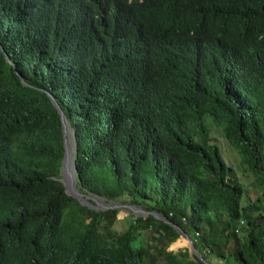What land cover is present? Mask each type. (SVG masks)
Segmentation results:
<instances>
[{"label": "trees", "instance_id": "obj_1", "mask_svg": "<svg viewBox=\"0 0 264 264\" xmlns=\"http://www.w3.org/2000/svg\"><path fill=\"white\" fill-rule=\"evenodd\" d=\"M0 45V264H264V0H0ZM47 91L79 189L168 222L66 193Z\"/></svg>", "mask_w": 264, "mask_h": 264}, {"label": "rangeland", "instance_id": "obj_2", "mask_svg": "<svg viewBox=\"0 0 264 264\" xmlns=\"http://www.w3.org/2000/svg\"><path fill=\"white\" fill-rule=\"evenodd\" d=\"M211 118L207 117L206 121ZM208 124H209V129H210V135L212 137L213 142L217 143L218 146L221 149V154L225 160V162L232 166L233 169L235 170V172H237L240 175V179L245 183L248 184V193H246V196L244 198V200H242L243 204H246L248 201H253L254 199L257 198L258 195H263V187L259 184H256L253 188H250V185H252L250 182L253 181L254 177L250 174V172L248 171H244V169L242 168V164H241V159L240 156L238 155V153H236L235 149H233L230 144L227 142V140L225 139L222 130L219 126L215 125V123L213 121H209L208 120ZM72 150H70L69 153V158H68V164H67V170H68V180H70L69 177V172H70V160L72 159ZM74 181V179H72ZM254 184V183H253ZM245 186V185H244ZM96 201L99 203V205H110V206H114L113 208H117L118 214H117V218L118 220L116 221V223L114 224V228L116 232H121L126 230L129 227V223L132 220V216L131 215H143L146 216L147 213H134L132 211V209H130L128 206H126V204L128 203H121L120 201H108L105 199H99L96 198ZM120 206V207H118ZM135 233H137V239H140L139 241H144L147 245H148V249L150 250V252L155 255L156 251H157V247L159 246V244L157 242H155V240L152 238V234L149 232V229L147 230H141L140 229H136ZM186 239V237L180 235L179 238L177 240H175L173 243L170 244V248L172 249H185L187 248L188 252L190 253V255H192V253L189 250V246H188V241L186 239V243L183 245H176V242L178 240H182V239ZM137 242V241H136ZM146 262L147 264H153L154 263V259L151 256L150 258H146Z\"/></svg>", "mask_w": 264, "mask_h": 264}, {"label": "water", "instance_id": "obj_3", "mask_svg": "<svg viewBox=\"0 0 264 264\" xmlns=\"http://www.w3.org/2000/svg\"><path fill=\"white\" fill-rule=\"evenodd\" d=\"M1 47V45H0ZM2 48V47H1ZM3 50V48H2ZM5 53V52H4ZM6 55V54H5ZM7 60L10 62V59L6 56ZM22 79V78H21ZM22 82L25 83V81ZM47 95L49 96L51 102L53 103V105L57 108L58 113L60 114L61 117V121H62V130H63V135H64V155L62 158V176L60 178V180L63 182L64 186H65V191L66 193H68L69 195L73 196L74 198H76L82 205L88 206L89 208H93V209H108V208H113L114 206H110V205H99V203L96 201V198L99 199H104L103 197L100 196H93L90 197L88 194L91 192H86V194H84V191H81L79 189V187L76 185V175H75V162H74V158H75V153L77 151V145H76V141H75V133L71 132V137H72V143H73V157L70 160V172H69V177L70 180H68L69 178L67 177V164H68V157H67V151H68V144L66 141V127H70L65 114L63 113L62 109L59 107L55 97L49 92L47 91ZM74 179V181L72 180ZM126 206H128L130 209H132V211L134 213H152L155 217L157 218H161L162 220L168 222L164 217L159 216L156 213L150 212V211H146L143 208H140L138 206L132 205V204H126ZM120 207V206H118ZM170 223V222H169ZM171 224V223H170ZM173 225V224H171ZM176 227V226H175ZM180 235L186 237L187 241H188V246H189V250L190 252L197 258L199 259L201 262H203V264H211L209 261L205 260L202 257V254L200 253V251L195 247V245L193 244V240L192 238L186 234L183 231H180ZM185 239V238H184Z\"/></svg>", "mask_w": 264, "mask_h": 264}, {"label": "bare ground", "instance_id": "obj_4", "mask_svg": "<svg viewBox=\"0 0 264 264\" xmlns=\"http://www.w3.org/2000/svg\"><path fill=\"white\" fill-rule=\"evenodd\" d=\"M71 132L72 131H70V150H72V152H73V141H72V137H71ZM72 157H73V153H72ZM68 171V170H67ZM67 175H68V172H67ZM184 241H185V243H186V239H183ZM179 245V244H178Z\"/></svg>", "mask_w": 264, "mask_h": 264}, {"label": "crops", "instance_id": "obj_5", "mask_svg": "<svg viewBox=\"0 0 264 264\" xmlns=\"http://www.w3.org/2000/svg\"><path fill=\"white\" fill-rule=\"evenodd\" d=\"M168 249H169V250H173V251H177L179 248H178V249H172V248H170V246H169Z\"/></svg>", "mask_w": 264, "mask_h": 264}]
</instances>
